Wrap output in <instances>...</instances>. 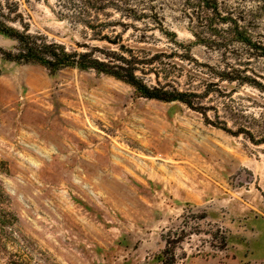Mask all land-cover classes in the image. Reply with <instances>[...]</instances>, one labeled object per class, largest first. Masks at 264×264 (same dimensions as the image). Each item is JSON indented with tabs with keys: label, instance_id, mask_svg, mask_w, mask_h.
<instances>
[{
	"label": "rangeland",
	"instance_id": "rangeland-1",
	"mask_svg": "<svg viewBox=\"0 0 264 264\" xmlns=\"http://www.w3.org/2000/svg\"><path fill=\"white\" fill-rule=\"evenodd\" d=\"M172 1L152 3L167 36L123 43L153 58L137 74L147 87L190 106L8 62L16 43L0 34V264H264V93L231 82L264 88V60L236 38L264 44V13L256 0ZM54 3L0 0V14L82 52Z\"/></svg>",
	"mask_w": 264,
	"mask_h": 264
},
{
	"label": "trees",
	"instance_id": "trees-1",
	"mask_svg": "<svg viewBox=\"0 0 264 264\" xmlns=\"http://www.w3.org/2000/svg\"><path fill=\"white\" fill-rule=\"evenodd\" d=\"M155 1L55 0L54 6L50 8L53 15L59 21L82 29L87 42L78 46L83 49L82 52L68 51L63 45L49 42L46 37L39 34L31 35L25 30L17 31L9 27L8 20L0 14V34L16 43L12 52L1 53V56L6 61L16 64L38 65L51 75L67 69L92 71L130 85L145 99L166 103L177 101L190 106L189 101H186L181 93H169L162 89L147 87L137 74L146 75L144 69L151 65L153 58L147 59V52L141 50L140 54L136 53L123 43V37L130 31L140 33L143 40L153 29L167 36L163 15L156 12V8L152 6ZM179 1L189 6L190 0H173L172 8L178 7ZM256 1L258 10L264 13V0ZM198 2L200 7L210 4V0H198ZM138 24L142 29L137 27ZM250 34L236 33L237 41L246 47L248 52L264 60V44ZM91 43L102 44L104 47L90 45ZM238 80L264 93L263 86L255 80L235 78L231 79V82Z\"/></svg>",
	"mask_w": 264,
	"mask_h": 264
}]
</instances>
